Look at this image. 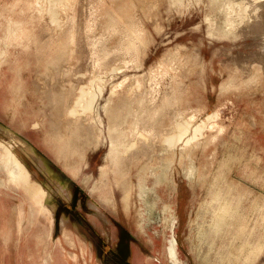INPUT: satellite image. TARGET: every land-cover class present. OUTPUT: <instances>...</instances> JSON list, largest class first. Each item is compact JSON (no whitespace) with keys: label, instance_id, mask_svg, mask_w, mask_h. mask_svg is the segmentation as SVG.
I'll use <instances>...</instances> for the list:
<instances>
[{"label":"rangeland","instance_id":"374dc122","mask_svg":"<svg viewBox=\"0 0 264 264\" xmlns=\"http://www.w3.org/2000/svg\"><path fill=\"white\" fill-rule=\"evenodd\" d=\"M105 1L0 0V141L11 128L36 154L13 143L28 185L12 183L0 157V264H171V233L181 264H264V23L218 39L208 0L180 11ZM12 19L29 39L5 40ZM81 87L96 94L93 108L72 114ZM212 112L201 138L163 144L176 121ZM113 121L136 142L118 167L105 159ZM148 162L156 175L165 168L159 183ZM34 184L51 209L34 201Z\"/></svg>","mask_w":264,"mask_h":264},{"label":"bare ground","instance_id":"6f19581e","mask_svg":"<svg viewBox=\"0 0 264 264\" xmlns=\"http://www.w3.org/2000/svg\"><path fill=\"white\" fill-rule=\"evenodd\" d=\"M49 1L59 2L61 0H49ZM181 1L182 0H168V4L170 6L169 8L171 9L173 6L175 9L180 11L182 9V6L179 5ZM181 3H183V2H181ZM207 3H208V5H207L206 9L208 10V12H207V10H205V9L204 10L207 12V17H205V18H207L208 25H209L208 31H209L210 35H213V36L217 37L218 39H222V38L235 39L238 36H241V33H243L244 29L248 28V27H250V29L252 28L251 30L254 33L258 32V30L260 31V29L263 28L262 25H263L264 21L256 22L255 20H258L259 18L261 20L262 16H261V13L259 12V10L261 11V9L263 8L264 0H208ZM207 3H205V5ZM220 13H222V14H220ZM219 14L220 15L224 14V18L222 16V17H220V19L221 18H223V19L220 20L218 17V19H219L218 21H221V22H216L217 19L216 20H214V19H215L216 15H219ZM52 22H54V21H52ZM55 24H57V21L55 22ZM129 30H131V29H129ZM28 32H29V29L25 28V25L23 26L22 22L14 21L13 19L9 20L8 21V27L6 30L5 40H7L8 42H12L13 40L20 41L23 38L29 39L31 34H29ZM32 32H34V31H32ZM260 32L262 33L263 31L261 30ZM263 34H264V32H263ZM263 34H261V36ZM130 37L133 40L132 44H135L134 40L139 39V37L137 36L136 33H131ZM96 38H97V36H96ZM257 63H258V65H262V67L264 66L260 62H257ZM88 91H90V90H88ZM88 91H86L84 87L80 88L79 96L77 97V100L74 102L75 103L74 107L70 111L72 114L76 113L78 110V107L80 108V106L82 107L83 111L92 110V108H93L92 106H93V103L95 101L96 94L90 93ZM99 97H100V95H99ZM216 114H217L216 112H212L210 114H207L206 117L203 120H201L200 123L196 124L195 126H193V124L190 122L189 119L184 118V119H181L180 121H176L177 120L176 119L175 120L176 121L175 133L172 135H167V134L163 135V137H162L163 144L165 146L173 149L179 142H181L183 144V146L181 147V149H182L184 146L190 144L193 140L201 138L203 136V131L205 128H208V127L211 128L212 127L211 123L214 120V118L216 117ZM120 123H121V121H116V122L113 121L112 123H109L108 133H109L110 141H109V149L105 155L106 161L110 162L113 166L116 165L117 167H118L119 163H121V164L123 163V158H126V160L129 159L130 161L133 160V158L128 157L129 156L128 153L136 145V142L126 143L125 141L122 140V138L120 136L121 131L118 127V125H120ZM135 124H137V122ZM192 127H193V129H192ZM5 131L10 136V138L8 141L7 140L6 141L5 140L0 141L1 161L4 163L5 168L9 174L10 181L12 183L18 184V185H23V184L28 185L29 184V171L27 170L24 163L21 162L20 159L16 156L15 147H14L13 143L15 141H17L21 145V147L23 148V151L28 156L33 157V158L36 157L34 148L31 145L26 144L23 141H20L18 138L17 132H15L13 129L5 128ZM141 135H142V137H144V134L141 133ZM212 139H213V137H212ZM140 153H141L140 151L135 153L136 155L134 158H135L136 162L140 161V157H139ZM145 153H148V152H145ZM125 156H127V157H125ZM146 166H147V169H149L148 173L145 172L144 170L143 171L145 173H147L148 175H151V176L154 175L158 180L157 183H159L160 178L162 177V175L165 174V168L162 169L161 172L156 175L155 169L152 166V162H148V164H146ZM100 167H101V169L103 168V166H100ZM120 167H122V166H120ZM122 168H120V170H117L116 174L119 172L121 173V171H123V169H124V168L123 169ZM246 170H247V168H246ZM47 171H48V173H51V171L49 169ZM124 171L127 173L128 169H126V167H125ZM124 171H123V173H124ZM103 172H105V171L103 170ZM192 174H193L192 170H189L188 175L191 176ZM213 184L211 183V185H213ZM139 186H140V193L139 194L142 198H144L143 195L146 193L147 190H150V186L147 184H145V185L140 184ZM33 188L34 189H33L32 197H33L34 201L38 205H40L41 211H43L45 209H51L52 206H51V204H49L51 194L48 191V189L42 187L40 184H34ZM259 210H260V207H259ZM210 213L212 214V212H210ZM173 221H175V220H173ZM252 229H253V227H252ZM155 241L157 242V240H155ZM156 242H155V244L157 247L158 243H156ZM165 253H166L167 259L169 260V262L171 264H181L182 263V261L179 257V252L177 250V245H176V239H175L173 233H171V235L169 236V238L167 240V244L165 246ZM259 253H260V251H259ZM48 263L52 264L50 262H48Z\"/></svg>","mask_w":264,"mask_h":264}]
</instances>
